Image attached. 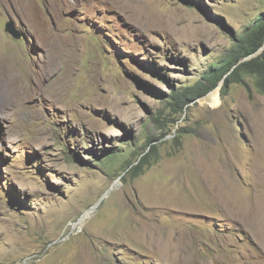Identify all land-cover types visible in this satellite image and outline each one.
Returning a JSON list of instances; mask_svg holds the SVG:
<instances>
[{
    "label": "rangeland",
    "instance_id": "374dc122",
    "mask_svg": "<svg viewBox=\"0 0 264 264\" xmlns=\"http://www.w3.org/2000/svg\"><path fill=\"white\" fill-rule=\"evenodd\" d=\"M198 3L0 0V264H264L258 77L170 102L264 0Z\"/></svg>",
    "mask_w": 264,
    "mask_h": 264
},
{
    "label": "trees",
    "instance_id": "16d2710c",
    "mask_svg": "<svg viewBox=\"0 0 264 264\" xmlns=\"http://www.w3.org/2000/svg\"><path fill=\"white\" fill-rule=\"evenodd\" d=\"M198 1L200 0H185L189 6H200ZM233 40V51L226 62L219 65L215 64L213 70L206 71L196 84L172 91L170 102L175 111L183 109L190 102L207 95L210 91L219 87L221 82L223 84L222 92L226 94L230 84L245 82V79L241 76V71L256 75L259 83L264 88V13L241 35L233 37ZM150 148V152L156 150L155 145H151L147 149ZM150 157L149 152L141 153L140 157L133 162L136 164L132 165L130 162V171L136 170L138 174V169L142 168L143 164L151 163Z\"/></svg>",
    "mask_w": 264,
    "mask_h": 264
},
{
    "label": "water",
    "instance_id": "95a60500",
    "mask_svg": "<svg viewBox=\"0 0 264 264\" xmlns=\"http://www.w3.org/2000/svg\"><path fill=\"white\" fill-rule=\"evenodd\" d=\"M5 29L6 31L12 35L14 38L16 39H20L23 37V32L17 27L16 25V22L14 20H9L7 23H6V26H5ZM222 85V82L220 83V86ZM206 96V95H205ZM204 97V96H203ZM95 209V207H92L90 210H88L86 213H85V216L90 214L93 210ZM84 216V217H85ZM83 217V218H84Z\"/></svg>",
    "mask_w": 264,
    "mask_h": 264
},
{
    "label": "bare ground",
    "instance_id": "6f19581e",
    "mask_svg": "<svg viewBox=\"0 0 264 264\" xmlns=\"http://www.w3.org/2000/svg\"><path fill=\"white\" fill-rule=\"evenodd\" d=\"M3 65V66H2ZM1 66H2V69L5 71V72H7L8 71V67H9V63L7 62H3V63H0V68H1ZM7 67V68H6ZM217 91H219L218 89H216ZM30 95V93H28L27 94V96H29Z\"/></svg>",
    "mask_w": 264,
    "mask_h": 264
}]
</instances>
